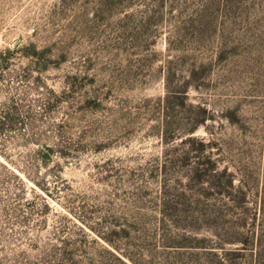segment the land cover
Listing matches in <instances>:
<instances>
[{
	"label": "rangeland",
	"instance_id": "obj_1",
	"mask_svg": "<svg viewBox=\"0 0 264 264\" xmlns=\"http://www.w3.org/2000/svg\"><path fill=\"white\" fill-rule=\"evenodd\" d=\"M9 49L0 264H264V0H0Z\"/></svg>",
	"mask_w": 264,
	"mask_h": 264
},
{
	"label": "trees",
	"instance_id": "obj_2",
	"mask_svg": "<svg viewBox=\"0 0 264 264\" xmlns=\"http://www.w3.org/2000/svg\"><path fill=\"white\" fill-rule=\"evenodd\" d=\"M11 54H13V51H11L10 49L0 51V74L3 76H4V71L7 69V64H6L7 57H9V55H11ZM60 99H62V97ZM6 117H7L6 118L7 120H4L2 118L0 119V132L4 131V129H6L8 123L14 124L17 121L16 112L7 113ZM46 150H48V151H44L43 159H41V161L38 159V161H40V163H42V164H46L49 161L48 159H44V158H49L51 156L50 151L51 152L55 151V149L50 148V147ZM0 152H1V149H0ZM35 162H36V160L34 161V159H33L31 163H27V167L29 168L31 166H35L36 165Z\"/></svg>",
	"mask_w": 264,
	"mask_h": 264
}]
</instances>
